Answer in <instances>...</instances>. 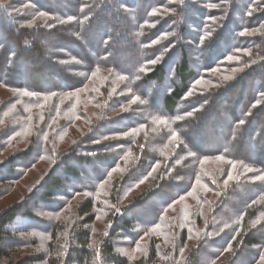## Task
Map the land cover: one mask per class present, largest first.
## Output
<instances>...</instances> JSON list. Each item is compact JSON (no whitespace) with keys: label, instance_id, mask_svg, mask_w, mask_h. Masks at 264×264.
Returning a JSON list of instances; mask_svg holds the SVG:
<instances>
[{"label":"trees","instance_id":"trees-1","mask_svg":"<svg viewBox=\"0 0 264 264\" xmlns=\"http://www.w3.org/2000/svg\"><path fill=\"white\" fill-rule=\"evenodd\" d=\"M0 18V203L32 180L0 212V261L264 264V0H0ZM148 235L137 260L117 242Z\"/></svg>","mask_w":264,"mask_h":264},{"label":"rangeland","instance_id":"rangeland-1","mask_svg":"<svg viewBox=\"0 0 264 264\" xmlns=\"http://www.w3.org/2000/svg\"><path fill=\"white\" fill-rule=\"evenodd\" d=\"M2 18H0V20H1ZM1 22H3V20H1ZM205 82L203 81V82H201V80H196L195 81V83L193 84V89L194 88H196L197 86H200L201 84H204ZM1 97L3 98V99H6V96H3V95H1ZM15 110V108L13 109V111ZM24 145H25V143L24 144H22V145H18L16 148H18V149H21V148H23L24 147ZM10 151L11 150H8L7 151V149L0 155V164H1V162L10 154ZM3 167V166H2ZM2 167H0V170H1V168ZM4 170H6V168H3ZM38 173V172H37ZM31 178L29 177L28 179H26V181L25 182H23L19 187H17L16 188V190H15V192H14V194L13 195H11L9 198H5L4 200H2V202L0 203V212H2L6 207H9V206H13L14 205V203L15 202H17V201H19V200H21L22 198H23V195H25L27 192H28V189H25V192H24V194H21L20 196H17L16 198H14L15 197V195L16 194H18L19 193V191L21 190V189H23V187H25L26 185H28L32 180H30ZM34 180V179H33ZM4 181V180H3ZM3 181H0V182H3ZM10 183H8L7 182V184H5V185H0V188H3V187H10ZM6 189H8V188H6ZM141 189H146V188H141ZM86 198V195H82V196H80V195H78V196H76L75 198H74V200H73V203H72V207L70 208V209H68L69 210V215H68V217H70V219L71 220H73V219H77V217L75 216V210L74 209H76L77 207H78V203H79V200H83V199H85ZM207 209V208H206ZM208 210V209H207ZM53 218H55V216H53V215H49V216H46V215H44L43 217H42V219H44L45 221H47V220H51V219H53ZM108 218V216H107V214H105V216H100L99 215V217L97 218V220H96V223L94 224V226H93V230H94V238H93V241L95 242V240H96V238H97V240H101V237H102V235L103 234H107V232H108V230L110 229V227H111V224L109 223V220L107 219ZM56 219H58L57 217H56ZM106 228L108 229L107 230V232L105 231L106 230ZM70 233V232H69ZM48 236V235H47ZM106 237H108V235H105ZM149 235L148 236H146V237H144V238H141L138 242H137V245H136V247L135 248H133V249H131L133 246H134V244H133V246L130 248V243L132 242H130V240L129 239H127V238H123V239H120V240H117V242L118 243H121V246L123 247V253L124 254H126V255H129L130 257H131V259H134V260H137V259H139L142 255H147L148 254V243H149ZM171 238H172V236H171ZM195 240H197V239H195ZM194 240V243H192V241H189L190 242V244H189V247L187 248V249H185V253L183 254V256H181V258L183 259V258H185L186 256H188L189 255V253L192 251V249L194 248V246L196 245V244H198V242L197 241H195ZM49 241H50V237L48 236V237H44V240H42V241H39L38 240V242H37V245H36V247H33L32 249H31V253H38V252H42V251H45V249H47V245H48V243H49ZM171 241V240H170ZM173 241V240H172ZM163 243V245L162 246H164L165 247V249H167V247H169L170 246V244H169V242L166 240V242L165 241H163L162 242ZM195 248H196V246H195ZM232 249V248H231ZM30 251H22V252H19L18 253V255H16V260H15V262L17 263L19 260H21V259H23V257H25L28 253H29ZM165 252V251H164ZM233 252L234 251H231V252H227V253H229V255H230V253H232L233 254ZM231 254V255H232ZM228 255V256H229ZM228 256H224L223 258H227ZM222 258V259H223ZM221 259V260H222ZM222 261H224V259L222 260ZM14 262V263H15ZM0 264H10V262H3V261H0ZM13 264V263H12Z\"/></svg>","mask_w":264,"mask_h":264},{"label":"snow or ice","instance_id":"snow-or-ice-1","mask_svg":"<svg viewBox=\"0 0 264 264\" xmlns=\"http://www.w3.org/2000/svg\"><path fill=\"white\" fill-rule=\"evenodd\" d=\"M181 3H183V0H181ZM213 7H215V5H213ZM42 15H43V13H41ZM211 19H213V20H215V18H211ZM211 35V33H206L205 34V37L206 36H210ZM202 40L204 39V37H202L201 38ZM229 59H231V57H229ZM153 64H155L156 63V60L154 59L153 61H151ZM27 94H29V93H26V95ZM163 122V121H162ZM241 123H243V121H241ZM261 260H264V257H261Z\"/></svg>","mask_w":264,"mask_h":264}]
</instances>
